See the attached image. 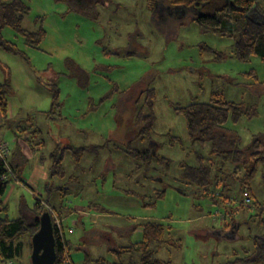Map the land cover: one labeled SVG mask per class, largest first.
<instances>
[{
  "label": "rangeland",
  "instance_id": "1",
  "mask_svg": "<svg viewBox=\"0 0 264 264\" xmlns=\"http://www.w3.org/2000/svg\"><path fill=\"white\" fill-rule=\"evenodd\" d=\"M25 2L21 26L43 30L38 45L1 28L26 56L0 48V85L8 102L0 139L8 143L14 171L2 199L7 216L32 223L37 200L60 212L70 264L127 262L128 255L118 258L113 249L141 240L146 222L164 227L154 252L160 260L264 264V240L258 241L264 237V61L238 59L233 37L185 22L192 13L167 0L154 12L146 0H102L88 15L63 1ZM253 8L256 20L264 21V0ZM147 88L154 90L155 120L152 136L141 138L133 117L145 103V95L136 102L137 95ZM214 91L248 110L235 122L229 114L224 126L238 148L258 138V159L235 160L220 147L212 151L210 143L189 139L184 115L174 107L207 102ZM34 126L40 133L29 136ZM128 144L150 147L153 158L137 161L126 153ZM71 147L82 149L79 162ZM186 166L210 169L207 182L188 180ZM244 192L251 201L239 208ZM28 241L25 236L22 255L0 264H31ZM138 257L133 253L129 262L138 264Z\"/></svg>",
  "mask_w": 264,
  "mask_h": 264
},
{
  "label": "trees",
  "instance_id": "2",
  "mask_svg": "<svg viewBox=\"0 0 264 264\" xmlns=\"http://www.w3.org/2000/svg\"><path fill=\"white\" fill-rule=\"evenodd\" d=\"M66 3L69 10L76 11L83 15L93 13L96 6L102 3V0H57ZM160 0H146V6L154 12L159 6ZM169 7L187 9L188 14L192 16L185 22H195L202 30L212 32L220 36H229L234 38L233 54L240 60H249L251 56H258L264 61V21L256 20L252 15L254 6L258 7V0H167ZM25 0H0V48L12 54L26 58L25 53L18 46L4 38L1 34V28L9 27L19 33L25 39V44L36 47L43 37L42 29L38 31H28L21 26V21L27 11ZM183 12L185 10H182ZM258 14V13H257ZM183 23V22H182ZM52 105L57 102V88L52 84ZM145 95V103L136 108L134 111V124L136 126V136L150 138L153 134L154 115L152 113L154 90L147 88L140 91L137 95L136 102ZM148 106V112L144 111V106ZM8 102L5 97L4 85H0V112L2 115L7 113ZM174 110L183 114L187 134L192 142L211 144L212 151L222 148L220 152L240 160L247 155L255 156L258 159L260 150V141L255 138L251 144L245 148L236 146L237 139L232 133L227 132L224 125L229 117L235 122L242 113L248 110L243 109L240 103L226 100L221 92L214 91L207 102L193 101L185 106L174 107ZM39 134L40 130L35 128L31 134ZM30 134V135H31ZM27 140V139H26ZM175 140V139H173ZM41 144V141L36 142ZM229 147V148H228ZM75 161L79 162L82 155L81 148L71 147ZM150 149V147H149ZM132 148L129 144L126 147V153L137 161H147L153 158L151 149ZM77 152V153H76ZM75 154H77L75 156ZM223 154V155H224ZM157 157V156H156ZM264 160V153L261 157ZM200 159V156H197ZM12 171L13 166L10 164ZM210 169L206 167L186 166L184 174L188 180H193L200 184L207 182V176ZM7 170L5 165L0 162V261L22 255L23 238H29V249L31 252V237L39 228V217L43 211L50 214L53 233L55 238L56 259L55 264H65L64 245L68 247V241H60L59 234L55 228L53 217L49 209L40 204L37 200L32 212L34 220L27 224L23 217L9 218L6 214V206L3 205L2 199L6 191L8 178H5ZM14 174V171H13ZM205 178L201 181V175ZM253 175V171L243 177V183ZM248 189V186H245ZM245 189V190H246ZM249 190V189H248ZM246 193V192H244ZM247 194V193H246ZM158 197L163 196V190L157 191ZM248 195V194H247ZM249 196V195H248ZM250 198V196H249ZM251 199V198H250ZM243 204L240 203L239 208ZM61 219L60 212H56ZM142 239L139 242L126 246H120L113 249L118 258L128 255V261H118L113 264H133L129 262V257L133 253L138 254V264H172L169 261H163L154 257L156 248L161 245L164 239V227L162 223L146 222L141 225ZM154 245V247H152Z\"/></svg>",
  "mask_w": 264,
  "mask_h": 264
},
{
  "label": "water",
  "instance_id": "3",
  "mask_svg": "<svg viewBox=\"0 0 264 264\" xmlns=\"http://www.w3.org/2000/svg\"><path fill=\"white\" fill-rule=\"evenodd\" d=\"M55 238L48 211L39 217V228L31 237V264H55Z\"/></svg>",
  "mask_w": 264,
  "mask_h": 264
},
{
  "label": "built area",
  "instance_id": "4",
  "mask_svg": "<svg viewBox=\"0 0 264 264\" xmlns=\"http://www.w3.org/2000/svg\"><path fill=\"white\" fill-rule=\"evenodd\" d=\"M8 152H9V149H8V145L5 141H3L2 139H0V162H2L4 165H5V168L7 170L6 174L4 175L5 178H13V171H12V168L10 166V163L8 162ZM244 195V201L242 204H249L251 199L249 198V196L246 194V193H243ZM51 214H52V217H53V222H54V225H55V228L59 234V237H60V241L63 243L64 242V229H63V225L61 223V220L58 218V216L56 214H54L52 212V209H49ZM63 249L65 250V245L63 247ZM66 251H64V257H65V264H70V260H69V257L66 255Z\"/></svg>",
  "mask_w": 264,
  "mask_h": 264
},
{
  "label": "crops",
  "instance_id": "5",
  "mask_svg": "<svg viewBox=\"0 0 264 264\" xmlns=\"http://www.w3.org/2000/svg\"><path fill=\"white\" fill-rule=\"evenodd\" d=\"M7 114H8V112L5 114V115H2V113L0 112V119L3 117V118H5L6 116H7ZM35 128H37V129H39V127L38 126H34ZM40 130V129H39ZM29 134H31V132H28V135ZM30 136V135H29ZM2 138V137H1ZM3 139V138H2ZM23 139V138H22ZM24 139H26V138H24ZM4 141V140H3ZM15 143H17L18 145H20V142H19V137L17 136L16 138H15ZM7 145H8V143H7ZM21 147H22V149H24V153H31L30 152V149H29V145H27L25 142H23V141H21ZM8 149H9V146H8ZM152 150V149H151ZM10 151V150H9ZM10 155V152H8V156ZM10 162V161H9ZM10 164H11V162H10ZM39 168H40V166H39ZM34 174H36V173H34ZM10 178V177H9ZM8 178V179H9ZM16 178V177H15ZM34 178H36L35 176H34ZM12 179V178H11ZM10 180V179H9ZM18 181V180H17ZM235 227H237V224L236 223H232V229H236ZM229 232H233V231H229ZM261 238H263V240H264V237L263 236H260V239H258V241H260L261 240ZM140 241V240H139ZM139 241H136V242H139ZM260 243V242H259ZM259 245V244H258ZM264 247H261V250L263 249ZM115 249V248H114ZM116 254V253H115ZM116 256H117V254H116ZM118 257V256H117Z\"/></svg>",
  "mask_w": 264,
  "mask_h": 264
},
{
  "label": "bare ground",
  "instance_id": "6",
  "mask_svg": "<svg viewBox=\"0 0 264 264\" xmlns=\"http://www.w3.org/2000/svg\"><path fill=\"white\" fill-rule=\"evenodd\" d=\"M48 211V210H47ZM64 251H66L67 253H66V255L69 257V252H68V250H67V245L65 246V250Z\"/></svg>",
  "mask_w": 264,
  "mask_h": 264
}]
</instances>
